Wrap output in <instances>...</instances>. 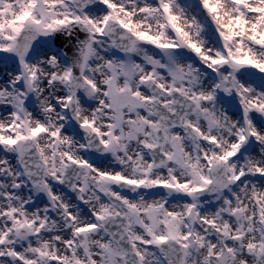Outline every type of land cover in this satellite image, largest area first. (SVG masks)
Masks as SVG:
<instances>
[{
    "label": "snow or ice",
    "instance_id": "1",
    "mask_svg": "<svg viewBox=\"0 0 264 264\" xmlns=\"http://www.w3.org/2000/svg\"><path fill=\"white\" fill-rule=\"evenodd\" d=\"M0 264H264V0H0Z\"/></svg>",
    "mask_w": 264,
    "mask_h": 264
}]
</instances>
